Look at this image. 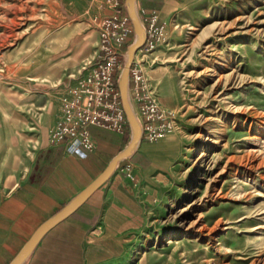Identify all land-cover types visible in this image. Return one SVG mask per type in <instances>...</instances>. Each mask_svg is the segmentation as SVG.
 <instances>
[{
	"label": "rangeland",
	"instance_id": "374dc122",
	"mask_svg": "<svg viewBox=\"0 0 264 264\" xmlns=\"http://www.w3.org/2000/svg\"><path fill=\"white\" fill-rule=\"evenodd\" d=\"M136 13L144 41L129 68L172 121L152 140L168 147L162 174L145 186L137 229L66 263L264 264V0H170L163 18ZM113 14L128 28L117 85L135 37L118 0H0V195L52 138L61 99L103 55L98 25ZM129 88L127 74L128 102Z\"/></svg>",
	"mask_w": 264,
	"mask_h": 264
},
{
	"label": "crops",
	"instance_id": "0c3cea01",
	"mask_svg": "<svg viewBox=\"0 0 264 264\" xmlns=\"http://www.w3.org/2000/svg\"><path fill=\"white\" fill-rule=\"evenodd\" d=\"M125 0H118L124 5ZM170 0H135L144 19L154 11L163 18ZM102 14H109L104 7ZM93 148L75 141L47 142L37 147L25 170L0 195V264H7L33 230L88 185L128 142L129 131L116 133L89 128ZM167 146V145H166ZM163 141H138L125 158L130 178L118 161L108 178L72 213L38 240L22 264H67L68 255L85 247V260L102 253V241L110 235L138 228L139 215L152 177L162 174L167 148ZM26 262V263H25Z\"/></svg>",
	"mask_w": 264,
	"mask_h": 264
},
{
	"label": "built area",
	"instance_id": "2783aa9c",
	"mask_svg": "<svg viewBox=\"0 0 264 264\" xmlns=\"http://www.w3.org/2000/svg\"><path fill=\"white\" fill-rule=\"evenodd\" d=\"M116 5L115 1L112 2L113 7ZM155 22L156 15L152 14L146 30L150 35L159 33ZM127 35L126 17L113 14L99 22L97 49L103 52V55L97 57L78 88L69 90V94L62 97L60 116L49 142L71 140L90 151L93 143L89 127L122 132L126 120L119 104V91L113 77L115 60ZM139 70L136 67L128 70V97L140 125V139L152 141L171 129V115L148 94L145 79ZM124 171L130 178L126 164Z\"/></svg>",
	"mask_w": 264,
	"mask_h": 264
},
{
	"label": "water",
	"instance_id": "95a60500",
	"mask_svg": "<svg viewBox=\"0 0 264 264\" xmlns=\"http://www.w3.org/2000/svg\"><path fill=\"white\" fill-rule=\"evenodd\" d=\"M134 2L135 0L124 1L125 10L130 20L135 37L132 43L127 46L126 58L117 79V87L119 90L121 107L130 128L129 140L127 144L110 159L104 169L88 185H86L57 212L44 220L33 230L28 239L23 243L17 253L7 264H22V262L27 258L32 249L35 247L41 236L56 223L61 221L64 217L72 213L81 203H83L84 200L108 178L117 162L130 155L133 147L139 141L140 127L134 117L127 98L128 68L131 63L134 51L138 49L144 41V29L138 19Z\"/></svg>",
	"mask_w": 264,
	"mask_h": 264
},
{
	"label": "bare ground",
	"instance_id": "6f19581e",
	"mask_svg": "<svg viewBox=\"0 0 264 264\" xmlns=\"http://www.w3.org/2000/svg\"><path fill=\"white\" fill-rule=\"evenodd\" d=\"M133 56V55H132ZM127 74H128V72H127ZM134 117H135V115H134ZM135 119H136V121H137V123H138V125H139V122H138V120H137V118L135 117ZM139 127H140V125H139ZM139 139H140V137H139Z\"/></svg>",
	"mask_w": 264,
	"mask_h": 264
}]
</instances>
